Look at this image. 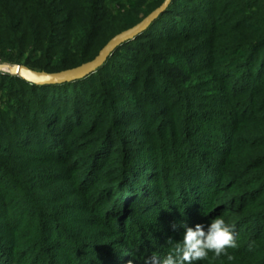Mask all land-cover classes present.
<instances>
[{
  "label": "trees",
  "instance_id": "obj_1",
  "mask_svg": "<svg viewBox=\"0 0 264 264\" xmlns=\"http://www.w3.org/2000/svg\"><path fill=\"white\" fill-rule=\"evenodd\" d=\"M165 2L0 0V64L77 69ZM221 215L232 259L195 264H264V0H172L79 81L0 72V264H149Z\"/></svg>",
  "mask_w": 264,
  "mask_h": 264
},
{
  "label": "clouds",
  "instance_id": "obj_2",
  "mask_svg": "<svg viewBox=\"0 0 264 264\" xmlns=\"http://www.w3.org/2000/svg\"><path fill=\"white\" fill-rule=\"evenodd\" d=\"M179 226L184 229L182 240L175 242L166 257H152L149 264H195L205 260L209 252L214 253L215 257L224 255L229 260L232 259L227 249L236 247L235 232L223 215L214 218L206 229L202 224H197L194 228L187 223Z\"/></svg>",
  "mask_w": 264,
  "mask_h": 264
},
{
  "label": "water",
  "instance_id": "obj_3",
  "mask_svg": "<svg viewBox=\"0 0 264 264\" xmlns=\"http://www.w3.org/2000/svg\"><path fill=\"white\" fill-rule=\"evenodd\" d=\"M171 2L172 0H166L161 8L156 10L141 24L111 40L94 61L87 63L77 69L58 74H46L33 71L23 65H16L0 67V72L18 76L23 80L37 86L59 85L85 79L101 69L120 46L135 40L137 37L146 32V30L169 8Z\"/></svg>",
  "mask_w": 264,
  "mask_h": 264
},
{
  "label": "rangeland",
  "instance_id": "obj_4",
  "mask_svg": "<svg viewBox=\"0 0 264 264\" xmlns=\"http://www.w3.org/2000/svg\"><path fill=\"white\" fill-rule=\"evenodd\" d=\"M6 66H14V65H11L9 63H1L0 64V67H6Z\"/></svg>",
  "mask_w": 264,
  "mask_h": 264
}]
</instances>
